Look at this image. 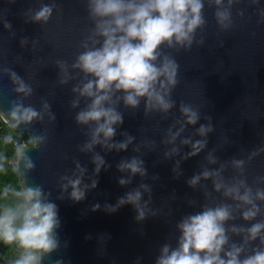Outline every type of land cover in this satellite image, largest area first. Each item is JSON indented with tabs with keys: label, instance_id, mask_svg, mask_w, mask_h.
<instances>
[{
	"label": "water",
	"instance_id": "95a60500",
	"mask_svg": "<svg viewBox=\"0 0 264 264\" xmlns=\"http://www.w3.org/2000/svg\"><path fill=\"white\" fill-rule=\"evenodd\" d=\"M204 3L206 25L196 35L197 41L203 38L204 43L194 42L191 50L165 48L180 65V83L171 94L175 106L167 112L147 110L141 99L137 108H131L118 92L113 99L121 98L114 106L123 123L113 125L114 137L105 139L101 134V143L82 151L96 125L76 121L91 99L73 91L86 81L71 65L82 51L81 41L94 27L88 0H0V112L6 114L12 101L31 105L43 114V121L15 130L30 135L46 131L48 135L46 146L28 144L36 167L25 177L28 184L42 185L59 208L60 246L43 264H157L164 246L178 247L182 219L205 206H233L234 219L224 223L229 238L225 251L232 244L244 245L245 233L232 232L233 226L247 228L264 221V202L257 201L261 213L256 219L245 221L242 211L247 206L236 209L237 201L225 196L224 188L217 191L213 183L231 185L246 178L253 189L264 188V0L234 2L230 8L232 27L227 30L216 22L217 6H210L208 0ZM45 5L53 7L52 17L47 23L36 22L33 16ZM223 7H229L228 0ZM57 60L68 63L71 78L67 83H60ZM12 72L31 87V95L14 91L17 85ZM181 102L198 110L195 125L187 123ZM209 124L213 130L201 135L199 127ZM128 137L133 139L126 150L110 147ZM196 141L206 144L192 155ZM96 155L104 160L99 173L95 171ZM133 157L143 161L146 175L119 169L122 161ZM213 159L215 163L210 162ZM234 160L244 161L242 170ZM205 170L219 175L205 179ZM197 175L199 182L191 186L189 181ZM64 176L81 179L83 200L71 198V185L64 190ZM121 179L129 182L121 185ZM22 180L20 176V184ZM137 189L142 193L141 204H147L142 221L136 219L134 205L117 207L121 198ZM96 205L99 208L93 210ZM109 205L117 210L109 211ZM244 247L241 258L257 247L264 249L259 239Z\"/></svg>",
	"mask_w": 264,
	"mask_h": 264
},
{
	"label": "clouds",
	"instance_id": "9594fccd",
	"mask_svg": "<svg viewBox=\"0 0 264 264\" xmlns=\"http://www.w3.org/2000/svg\"><path fill=\"white\" fill-rule=\"evenodd\" d=\"M239 0H228V8H224V0H208L209 5L217 6L215 18L222 30L232 27L231 5ZM204 0H88L89 17L94 23L91 34L80 43L79 51L71 67L78 69L85 76L81 86L73 89L80 96L91 99L86 109L81 110L76 121L80 125L95 123L91 141L81 150H91L93 145L101 143V134L105 139L115 136L113 125L122 124V114L114 106L121 97H113L116 93H123L124 104L137 108L141 99L145 100L147 110L158 109L167 112L175 106L171 94L180 83L178 73L180 65L167 49L191 50L194 42L203 44L201 38L197 41L198 30L206 25L204 17ZM53 7L42 6L35 13L36 22L47 23L52 17ZM5 27H10L5 24ZM61 69L60 83H67L71 78L68 73V63L57 60ZM12 81L17 87L14 91L25 96L31 95L32 89L27 86L15 73H11ZM78 103V102H76ZM76 103L73 106H76ZM44 108L49 106L45 103ZM180 111L187 118V123L195 125L199 120V112L192 105L181 102ZM12 129L32 126L35 121L42 122L44 116L36 108L27 107L20 101H12L9 111L0 112ZM50 119L55 116L49 112ZM210 119V118H209ZM212 127L201 125L198 132L206 135ZM22 132V131H21ZM127 141L110 147L127 149L132 141ZM5 144H13L16 161L13 171L23 180L19 187L5 186L0 189V200L8 201L0 204V243L15 246L19 253L12 264H43L45 257L58 250L60 246L57 229L60 228L59 208L51 202L48 193L45 194L40 184H28L25 177L35 170V162L28 154V144L46 146L47 132L31 135L27 143L16 141L12 135H6ZM188 143L189 141H184ZM206 144V141H196L193 145L196 155ZM5 157L0 155V171H4ZM210 162L215 163V160ZM95 171L99 173L104 160L96 155ZM233 164L243 169V160H234ZM121 171H130L133 175H146L143 161L135 157L124 160L118 165ZM77 168L83 173L77 162ZM205 179L218 176L219 173L205 170ZM200 176L189 181L195 186ZM67 180L63 184L64 190L71 185V198L79 202L85 198V191L80 188L81 179L61 178ZM129 181L120 180L121 185ZM217 191L224 188V195L237 201L236 209L247 206L242 211L245 221L255 220L261 213L257 201L264 202V188L253 189L246 178L238 179L231 185L214 180ZM95 182L92 187H95ZM87 185H85V188ZM145 191H150L146 185H141ZM142 193L139 189L127 193L121 198L117 207L132 204L137 211L136 219L142 221L146 217L147 204H141ZM109 211H116L115 207L107 206ZM99 208L96 205L93 210ZM233 217V206L222 204L217 207H207L198 213L191 214L178 224L181 232L178 247L175 249L164 246L157 264H264V249L257 247L251 254L241 258L245 251L244 245L250 241L260 240L264 245V221H257L250 227L233 226L231 231L236 234L245 233L244 245L232 244L230 250L225 251L229 238L226 235L224 223ZM223 253V256L221 255Z\"/></svg>",
	"mask_w": 264,
	"mask_h": 264
},
{
	"label": "trees",
	"instance_id": "16d2710c",
	"mask_svg": "<svg viewBox=\"0 0 264 264\" xmlns=\"http://www.w3.org/2000/svg\"><path fill=\"white\" fill-rule=\"evenodd\" d=\"M12 135L15 139H18L19 142L25 141L28 142L31 138L30 134L26 131H17L12 129L9 124L3 120L0 116V155L5 157L4 171H0V189H3L5 186L19 187L20 186V175L13 171V164L10 161L12 155H14L15 148L13 144H5L3 139L6 135ZM8 201L0 200V204L6 203ZM14 246H6L3 243H0V264H12L14 261L13 256Z\"/></svg>",
	"mask_w": 264,
	"mask_h": 264
},
{
	"label": "built area",
	"instance_id": "2783aa9c",
	"mask_svg": "<svg viewBox=\"0 0 264 264\" xmlns=\"http://www.w3.org/2000/svg\"><path fill=\"white\" fill-rule=\"evenodd\" d=\"M15 140L16 141H19L18 139H15ZM21 143H26V142L25 141H21ZM14 155H15V152H14ZM18 253H19V250L14 246V248H13V256H14V258H16V256L18 255Z\"/></svg>",
	"mask_w": 264,
	"mask_h": 264
},
{
	"label": "rangeland",
	"instance_id": "374dc122",
	"mask_svg": "<svg viewBox=\"0 0 264 264\" xmlns=\"http://www.w3.org/2000/svg\"><path fill=\"white\" fill-rule=\"evenodd\" d=\"M30 136H31V135H30ZM10 161H11L12 163H15V161H16V156H15V155H12L11 158H10Z\"/></svg>",
	"mask_w": 264,
	"mask_h": 264
}]
</instances>
